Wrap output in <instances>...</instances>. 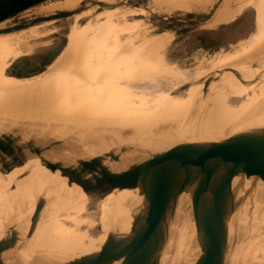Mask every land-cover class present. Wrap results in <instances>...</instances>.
Returning <instances> with one entry per match:
<instances>
[{
	"label": "bare ground",
	"instance_id": "obj_1",
	"mask_svg": "<svg viewBox=\"0 0 264 264\" xmlns=\"http://www.w3.org/2000/svg\"><path fill=\"white\" fill-rule=\"evenodd\" d=\"M90 1L58 0L50 4L46 9L67 10L77 3L83 2V4H86ZM99 1L103 2L104 0ZM194 1L197 2L196 0ZM144 2H147V0H144ZM206 2L207 0H202L201 4L204 6ZM221 3L220 5L224 8H220L225 9L226 5ZM256 6L258 5L256 4ZM184 7L188 6L185 5ZM195 7H197V4ZM261 8L259 6L256 8L258 14L255 25L256 38L253 46L251 48L246 47L235 54L232 53L233 55L231 54L228 57L227 54L226 58H224L225 56L222 57V60L220 58L219 62L216 60L218 67L223 70L221 73H231L234 78L231 82H224L223 79L221 81L223 85L204 91H197L198 85L195 81L182 82L180 79H172L167 72L161 69V54L154 55L151 53L152 49L162 46L160 45V43L162 44L161 38L157 42L148 38L147 42L140 43L141 45L139 44L138 48H133L126 40L125 31L119 43L104 46L101 38L106 34L105 31H109L111 34H121L119 32L121 30L118 31L115 28L112 15L107 11L102 14L106 16V19L95 29V34L91 41L85 43L84 39L81 40L87 31L85 28L80 33V36H78L79 39L73 44L74 47H72L73 51L70 54V59L61 64L63 65L62 68L57 70L59 72H57L56 81H53L54 84L51 83L49 87L52 88L51 93L53 92L54 95L55 93L59 94L60 98H56L53 95L55 98L52 96L54 99L47 101L38 100L37 97L34 98L35 96L24 97L26 91L29 90L28 86L31 84V81L6 75L4 70L5 58H1L0 54V98L5 97L0 102V118H2L0 119V128L3 125L7 128L8 124L16 126L18 123V127L19 124L24 127L27 123L29 125L32 123L38 124L40 120V123H44L47 120L50 122L52 119L55 121L56 118L62 120L63 114H60L59 111L63 112V107L68 101L72 104L68 108L72 107L71 110L75 109L73 110L74 115H76L75 111L78 109L76 107L79 106L83 107V112L90 114V112L94 111L93 107L95 104L97 106L98 103H101L102 97L100 96L102 92L99 89L102 86V81L118 79L116 81L118 83L122 73L130 74L131 77L135 75L141 76L144 73L139 74L138 72L141 67H144V69L150 70V73L147 71L145 73V79L148 78L147 82L144 78L140 77L132 83V86L136 87L139 84L147 90L152 91V93L141 101L136 100L135 102V100H129V103L125 104L126 106L124 105L125 108L114 110L115 104L114 106L112 105L113 108H111L110 104L118 101V99L120 101L121 96L120 98L117 96V100L110 101L109 107L115 111L112 112L115 113V118L126 113H137L142 116L139 121L153 123L151 130L146 131V128H143L144 130L138 132L140 126L131 124L126 129V132L125 130H121L120 132L116 130L113 132V135H111L112 133H107V136L106 131L103 132L104 134L100 133L97 147L99 149L102 148V151L100 150V152H96L94 155L91 154L93 161L102 162V156H105V159L112 156V159L117 161L128 160L134 157L148 140L151 142L149 149L151 154L148 153L146 161L151 163L175 164L180 161L196 158L225 157L230 154L232 150L231 138L237 136L244 119L253 114L264 113V8L263 6ZM188 10L190 9L188 8ZM226 15L227 13L224 16L222 14V16L212 21L218 23ZM77 16H80V13ZM13 36L10 38L4 37L2 40L0 38V50L9 46L20 45L24 41L22 37ZM93 48L97 51L95 55L92 51ZM136 51H145L144 54L147 58H144V56L142 59L139 55L141 52L138 53ZM130 54L132 56H129ZM138 80L141 81L138 82ZM117 83L113 84L111 88L106 87V91V88L104 89L105 93L103 94L106 98L108 97L110 100H113L110 93L117 91L115 90ZM127 87L131 89L129 86ZM44 90L51 95L48 88ZM44 90L42 89V93ZM134 90L133 92H135ZM40 92L38 90L39 95L42 94ZM90 92L93 93L94 97L88 100L87 95ZM27 93L30 95L29 91ZM169 93L175 94L168 97ZM10 98H17V100L14 101ZM165 100L167 102H164ZM103 101L106 102L102 99V104L104 103ZM76 102L79 104L78 106H76L77 104L74 105ZM119 105L121 104L119 103ZM106 106V104L102 105L103 109ZM81 107H79V110H81ZM109 107L107 106L108 110ZM119 107H122V105ZM99 108L101 106L95 107L96 110H99ZM103 109L100 113L97 111V114L94 113V115L100 116L104 112ZM71 112L69 114L72 117ZM83 112L80 113L82 114ZM65 114L67 115L68 112H65ZM84 115L82 114V116ZM92 115L93 113L90 114V116ZM111 115L113 116V114ZM157 115V119H151V117H157ZM96 116L95 118H97ZM101 116L103 118L106 114L103 115L102 113ZM107 116L110 117L109 115ZM69 118H64L63 120H69ZM94 120L97 121V119ZM75 121H78L77 117ZM87 121L89 123V119ZM65 122L68 123V121ZM104 139L112 141L121 139V141H117V144L111 145L108 142L102 143ZM86 163L89 164V162ZM41 166L46 168L45 165ZM23 168L28 172L26 165H23ZM46 172L50 174H39L41 177L46 178L43 180V184H36L35 181L34 183L26 175H22V179L17 167L8 173H3L14 181H23L13 183L6 181L3 190L4 195L0 201V211L3 208L15 206L14 204H17L18 207L13 208L10 212H6V215L0 216V224L9 223V227H6L4 224L0 226V246H14V248L25 249L15 252H11L12 250L0 251V257H2L4 264H65L71 254L93 249L104 237L105 231L96 238L90 235L87 230L82 231V227H90L94 224L92 219L87 218L86 212L92 207L98 197V199H103L99 202L102 203L103 217H109L111 207L107 199L126 177V175L117 176L103 189L95 185L71 188L74 191L72 196L70 194L71 189L67 183L63 193L57 196L56 192L60 184L53 183L52 180L47 179L48 177H53V175L49 170ZM93 173L95 172L90 171L88 174ZM3 174L1 173L0 175L3 176ZM31 176H35L34 173L33 175L29 174L30 178ZM81 181L83 180L70 181L69 184L76 186ZM44 183L50 187L48 191H44L46 187ZM24 185L27 187H24ZM129 199H133V195ZM258 200L263 201L262 207L256 213L246 218H238L222 213L214 215L208 213L204 206L183 199L174 210H171L158 220L156 225L153 224L142 228L136 227L130 230L131 222L124 221L119 227L120 232L123 233L118 242L120 246L117 249V253L119 252L120 256L118 253L119 258H117V261L115 260L114 264H156L160 259V264H256L259 261L263 262L264 245L259 242L256 236L258 233H264V189L259 190L242 207L244 209L251 207ZM72 201L73 205L71 207L78 206L79 203L84 202V209L82 208L72 213L74 210L67 208L68 204ZM123 203L125 204L126 200ZM28 206L31 207L26 209ZM37 209L41 211L39 215ZM20 212L23 214H19ZM72 214L74 215L72 216ZM55 219L65 223L66 227L43 236L33 244L28 246L24 244L22 248H19L21 243L19 235L21 233L33 232V227L37 230L48 224L51 225ZM160 244L163 245L166 252L162 257L159 255L161 253H159L160 250H158ZM38 250L44 251V255L40 259L34 256ZM257 259L258 261H255ZM2 262L0 259V264Z\"/></svg>",
	"mask_w": 264,
	"mask_h": 264
},
{
	"label": "rangeland",
	"instance_id": "obj_2",
	"mask_svg": "<svg viewBox=\"0 0 264 264\" xmlns=\"http://www.w3.org/2000/svg\"><path fill=\"white\" fill-rule=\"evenodd\" d=\"M55 1L58 0H45L0 22L1 40L4 39V37L10 38L13 35V37L19 36L24 39V41L20 45L9 46L0 50V54L2 56L0 57L5 58H3L5 61V74L19 79L31 81H29L31 84H29V90H27L29 91L30 95L26 91L24 97L35 96L34 98L37 97L38 100L47 101L52 100L55 97L60 98L59 94L57 95V93H55L54 95L53 92L51 93L52 88L49 87L51 86L50 84L53 83V81H56V75L57 72H59L57 70H60V68H62L63 65L61 64L70 59V54L73 51L72 47H74L73 44L76 43V40L79 39L78 36H80V33L85 28V30L87 31L82 36L81 40L84 39L83 41H85V43L91 41L93 35L95 34V29L106 19V16L102 15L106 11L110 15H112L115 28L118 29V31L121 30L119 31L121 32V34H111L109 33V31H105L106 34L101 38L104 46L119 43L122 40V35L125 33L126 40L130 45H132L133 48H138L139 44L147 42L148 38L150 40L153 39L154 42L159 41L161 38L162 44L160 43V45L162 46H160L159 48H154L155 50L152 49L151 53L154 55L158 53L159 55L161 54L160 67L165 72H167V74L172 79H180L182 82L195 81L198 85L197 91H204L212 89L213 87H219L220 85H223V82H221L223 79L224 82H231L234 76H232V74L228 72H223L224 74L221 73L223 70L218 67L216 60H218L219 62V59L221 58L222 60V57L224 56V58H226L227 54L228 57L232 53L235 54L236 52L243 50L246 47L251 48L253 46L256 38L255 25L258 14L256 8H258V6L259 8H261L262 6L264 8V0L263 2L262 0H207L206 5L204 6L203 4H201L202 0H196L197 2H195L194 0H190L195 3L189 2L188 0H147V2H144V0H104L103 2L99 0H91L87 3L84 2L86 4H83V2H81L82 4L77 3L76 5H74L75 7L73 6L71 8H68L67 10H47L46 8ZM220 3H224L226 5V8L222 9L224 7H222ZM255 3L258 6H256ZM196 4L197 7H195ZM185 5H187L188 7H184ZM254 5L256 6V8ZM188 8L190 10H188ZM214 12L218 16H216ZM225 12L227 13V18L225 16L222 21H219L218 23L213 22L215 19H217V17L219 18V16H222V14L224 16L226 14ZM78 13H80V16H77ZM92 51L94 55L97 54V51L94 48L92 49ZM139 52H141V54ZM139 52L138 53L142 59L144 56V58H147L144 54L145 51ZM102 54L104 53L102 52ZM129 56H132V54H130ZM123 64H125V62H123ZM142 68L144 69V67H141V69ZM141 69H139L138 72L139 74L144 73L141 76L135 75L134 77H131L130 74L127 75L125 73H122V76L119 79L118 83L116 82L118 79H109L110 81H102V86L99 89L102 92V95L100 96L102 97L100 100L101 103H98L97 106L95 104V106L93 107V110L95 112H90V114L93 113L92 116H90V114H87L88 112H83L84 109L81 106H79L81 107V110H79V107H76V109H78L75 111L76 115H74L73 110L75 109L71 110L72 107H69L70 109L68 108V106H72V104L68 101L63 107V112H59L60 114H63L65 116L64 117L62 115V120L64 118L70 117L69 120L72 121L66 119L63 120V122L62 120L56 118L55 121H53L52 119V121L50 120V122H48V120L46 122L42 120L44 123H40V120L38 121V124L32 123L31 125H29V123H27V125H25L24 127L20 126V124L18 127V123L16 126H10V124H8L7 128L5 127V125L1 126L0 172L2 174L6 172L8 173L13 168L17 167L22 179L23 176L26 175L33 182L35 181L36 184H43V180L46 178L41 177L39 174H50L46 172L49 170L52 173L53 177H48L47 179L52 180L53 183L55 182L57 184H60L56 192L57 196L63 193L67 183L70 189H74V187H81L86 185V183L88 182V176L102 175V168L106 167L110 162H117V160H113L112 156H107L109 157L107 159H105V156H102V162H98L96 160V162L93 161V157L91 154L94 155V153L100 152V150L102 149H99L97 147L99 144L100 133L104 134L103 132L106 131L107 136V133H112L111 135H113V132H115L116 130L119 132L121 130H125L126 132V129L131 124L140 126L138 132H141V130H144L145 128L146 131L151 130L152 128L153 123H150L149 121H147L149 123L142 122L141 120L139 121L142 116L138 115L137 113H126L117 116L116 118L115 113H112L118 108H125L124 105H127L129 103V100H135V102L136 100L141 101L152 93V91L147 90L139 84L136 87L132 86V83L135 80L140 77L145 79V73H150V70L148 69H144L145 72L143 69ZM207 74L209 75L207 76ZM147 79L148 78L145 79L146 82ZM210 79L212 81L208 85L203 86L205 81ZM141 80H138V82ZM217 82L218 84H216ZM115 83H117V87L115 88V90L117 91L110 93L112 96L111 98H113V100H110V98H106L103 93H105L107 88H111ZM127 86H129L131 89H128ZM46 88L50 90L49 92L51 93V95H49V93L44 90ZM142 88L145 90H143ZM42 89L44 90L43 93ZM134 89L140 91H136ZM38 90L42 94L39 95ZM133 90L135 92H133ZM90 93H88L87 95L88 100H91L94 97L93 93ZM174 94L175 93H169L167 96L170 97ZM117 96L119 98L121 96L120 101ZM3 98L5 97L3 96L2 98H0V102H2ZM102 99L106 101H103V104ZM117 99L118 101H115ZM11 100L16 101L17 98H12ZM110 101L115 102H113V104H110ZM164 102H167V100H165ZM119 103L122 105V107H119L121 106L119 105ZM99 104L102 109V105L104 104H106L108 107L110 104L111 108H113L115 104L114 110L109 107V112L106 106V108L103 109L104 112H102L103 115L106 114V116H103L102 118V113L100 114V116H96L94 115V113H96L97 111L100 113L102 111L101 108H99V110L95 109V107H100ZM74 105L78 106L79 104L76 102L74 103ZM106 109L108 110L107 113ZM67 110H69L70 112L72 111L71 113L72 117L74 116V119L71 117V115L69 114L70 112ZM79 111L83 112V115H87L82 116ZM65 112H68V114L66 115ZM111 114H113V116ZM68 115L70 116L66 117ZM107 115H109L110 117H108ZM95 116L97 118H95ZM76 117L79 122L75 121ZM83 117H85V119H83ZM87 118L89 119V123H87ZM157 118L158 115L157 117H151L152 120ZM94 119H97V121ZM82 120L84 122L86 121L85 124H83L84 122ZM65 121H68V123ZM5 124L7 125V123ZM125 132L123 133V137ZM121 139L117 141L120 142ZM113 141L110 139H104L102 143L108 142L111 145L118 143L117 141H114V143H112ZM149 153L151 154V151ZM46 154H48L49 156ZM13 159L20 161L23 165H26L28 172L24 170L23 165L19 166L18 168V166H13L12 164H10V161ZM86 162H89V164ZM41 165H45L46 168ZM90 171H94L95 173L88 174ZM28 173L31 175H33L34 173L35 176H31L30 178ZM78 176H80L81 179L78 178ZM75 180L83 181H81V183L77 184L76 186H71L69 182ZM6 181L13 183L19 181L21 182L23 180L14 181L6 177L4 174L3 176L0 175V201L4 195L3 190L6 185ZM44 186H46L44 191H48L50 187L45 183ZM24 187L27 186L24 185ZM72 189L70 193L71 196L74 192ZM102 200L98 199L97 197L93 205H96ZM14 205L15 206L1 209L2 211H0V216H3V214H5L6 212H10L13 210V208L18 207L17 204ZM68 205L69 206L67 208H71L72 210H74L72 212L74 213L82 208L84 209L85 203L81 202L78 204V206L71 207L73 205L72 201ZM30 207L31 206H28L26 209H29ZM37 213L39 215L41 211L37 209ZM19 214L23 213L20 212ZM73 215L74 214H72V216ZM3 224L6 225V227H9V223ZM3 224H0V226ZM64 224L65 223L60 222L58 219H55L51 223V225L48 224L37 230L35 229V227H33V232L24 234L21 233L19 235V241H21L19 248H22V245L24 244H27L28 246L35 243L40 238L53 231L63 229L64 227H66V225ZM154 224L156 225V223ZM154 236L156 237V235ZM256 237H258L259 242L264 245V233H258ZM161 245L162 244L158 246V250H160L159 253H161L159 255L162 257L166 252L163 245ZM119 246L120 245L118 243L115 251L116 257L113 264L115 263V260L117 261V258H119L117 255L119 253H117V249ZM0 248V251L12 250L11 252L25 250L24 248H14V246H0ZM43 255L44 251L38 250L34 256L37 259H40L43 257ZM0 259L2 262V257H0ZM160 261L161 259L156 264H160ZM255 261H258V259ZM2 264L4 263L2 262Z\"/></svg>",
	"mask_w": 264,
	"mask_h": 264
},
{
	"label": "water",
	"instance_id": "obj_3",
	"mask_svg": "<svg viewBox=\"0 0 264 264\" xmlns=\"http://www.w3.org/2000/svg\"><path fill=\"white\" fill-rule=\"evenodd\" d=\"M211 81H205L203 86ZM231 140L232 150L225 157L196 158L175 164L146 161L151 144L148 140L134 157L110 162L102 168V175L88 176L83 187L95 185L103 189L117 176L126 175L107 199L111 207L109 217H103L102 203L87 211V218L94 224L81 230L95 238L105 231L104 237L93 249L71 254L65 264H112L123 235L119 227L124 221L131 222L130 230L149 227L183 199L204 206L214 215L246 218L256 213L263 201L245 209L242 206L264 189V113L245 118ZM10 164L23 165L15 159ZM132 195L133 199H129Z\"/></svg>",
	"mask_w": 264,
	"mask_h": 264
},
{
	"label": "trees",
	"instance_id": "obj_4",
	"mask_svg": "<svg viewBox=\"0 0 264 264\" xmlns=\"http://www.w3.org/2000/svg\"><path fill=\"white\" fill-rule=\"evenodd\" d=\"M45 0H0V22Z\"/></svg>",
	"mask_w": 264,
	"mask_h": 264
},
{
	"label": "crops",
	"instance_id": "obj_5",
	"mask_svg": "<svg viewBox=\"0 0 264 264\" xmlns=\"http://www.w3.org/2000/svg\"><path fill=\"white\" fill-rule=\"evenodd\" d=\"M214 14H215V12H214Z\"/></svg>",
	"mask_w": 264,
	"mask_h": 264
}]
</instances>
